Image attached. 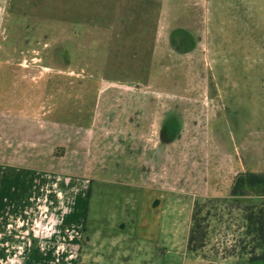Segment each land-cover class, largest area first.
Instances as JSON below:
<instances>
[{"label":"rangeland","instance_id":"rangeland-1","mask_svg":"<svg viewBox=\"0 0 264 264\" xmlns=\"http://www.w3.org/2000/svg\"><path fill=\"white\" fill-rule=\"evenodd\" d=\"M11 97L47 127L0 142L3 189L34 175L33 209L64 207L77 238L45 256L36 223L45 264H264V245L218 257L255 246L230 194L264 175V0H0Z\"/></svg>","mask_w":264,"mask_h":264},{"label":"crops","instance_id":"crops-1","mask_svg":"<svg viewBox=\"0 0 264 264\" xmlns=\"http://www.w3.org/2000/svg\"><path fill=\"white\" fill-rule=\"evenodd\" d=\"M63 8V15H67L65 7ZM66 19L67 17L65 20ZM4 101L10 103V107L7 109V111H1V115L11 119L10 122H12V124L15 123L12 121L13 118H20L22 120V126L15 125L17 126L15 127L16 129L13 127V130H8V128L5 129L4 126L0 125L1 143L5 142V144L10 147L12 142V134L9 133L12 131L14 132V130L17 129H28V133L33 134V137H37V131L46 129V119V125L39 126L36 124L34 119V113H30L27 110L19 111L14 108L15 103H17L15 99L11 97L10 99H6ZM1 103L2 102L0 101V104ZM50 114L51 111L48 113H43V117L48 118ZM15 170L16 168L13 164L0 163V264H45L46 262H54V260H56L55 257L45 258L42 257V255L35 254L36 250L40 249L35 247L37 240L39 242L44 240L43 238L36 239V223H39L38 226H42V230L46 228L45 231L47 230L48 234H50V232L55 229L54 233L46 237L48 248L45 250L47 251V255L45 256H51L52 254L53 256H56L57 251L59 252L60 248L63 249L64 256H67V245L75 246L76 244L75 242H68L65 240L70 234L67 227L68 225L65 222L64 216H66L67 213L63 211L64 207H62V209L56 208L55 210H50L51 213L48 211V215L44 216H41L40 214H44L46 211H35L33 209L35 203L34 187L36 183V178L34 175L29 176L27 181L25 179V183H27L29 186V188H26L25 191H15L11 188L9 191H4V183L9 179H15ZM43 175H45V173ZM47 176L51 175L48 174ZM45 183L46 180L43 178V180H41V184ZM38 230L40 229L38 228ZM70 236L71 238H74V241H76L77 238L75 236ZM242 254L243 253H240V251H237L235 254H231L227 257H218L219 259L226 261L231 257H237ZM74 255H72V257H74Z\"/></svg>","mask_w":264,"mask_h":264},{"label":"trees","instance_id":"trees-1","mask_svg":"<svg viewBox=\"0 0 264 264\" xmlns=\"http://www.w3.org/2000/svg\"><path fill=\"white\" fill-rule=\"evenodd\" d=\"M252 188H260V195L256 200L251 198L248 191ZM230 198L232 203L236 205L235 210L243 214L245 222V236L252 238V243L255 244L253 251H245L242 249L243 254H255V251L264 245V175L243 173L240 174L233 184ZM200 225H197L194 231L191 233L188 247L195 249L193 244L195 243L194 232H198Z\"/></svg>","mask_w":264,"mask_h":264},{"label":"flooded vegetation","instance_id":"flooded-vegetation-1","mask_svg":"<svg viewBox=\"0 0 264 264\" xmlns=\"http://www.w3.org/2000/svg\"><path fill=\"white\" fill-rule=\"evenodd\" d=\"M60 50V49H59ZM60 52H61V50H60ZM5 64V63H4ZM64 66H66V61H65V63H64ZM164 128H167V127H164Z\"/></svg>","mask_w":264,"mask_h":264}]
</instances>
